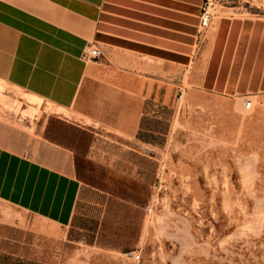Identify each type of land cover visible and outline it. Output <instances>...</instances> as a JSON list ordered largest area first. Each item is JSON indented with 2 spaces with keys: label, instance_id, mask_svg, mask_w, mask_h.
Masks as SVG:
<instances>
[{
  "label": "rangeland",
  "instance_id": "obj_1",
  "mask_svg": "<svg viewBox=\"0 0 264 264\" xmlns=\"http://www.w3.org/2000/svg\"><path fill=\"white\" fill-rule=\"evenodd\" d=\"M208 1L203 40L224 16L264 25V0ZM196 46L188 69L157 74L170 99L145 107L154 132L141 133L132 150L110 134L67 128L66 113L0 82V143L29 155L46 138L75 151L85 186L72 226L86 231L65 236L0 205V264H264V93L202 89ZM134 253L138 261L126 257Z\"/></svg>",
  "mask_w": 264,
  "mask_h": 264
},
{
  "label": "crops",
  "instance_id": "obj_2",
  "mask_svg": "<svg viewBox=\"0 0 264 264\" xmlns=\"http://www.w3.org/2000/svg\"><path fill=\"white\" fill-rule=\"evenodd\" d=\"M201 5L0 0V82L66 113L61 121L67 128L110 134L132 150L141 133H153L140 130L150 123L145 107L170 99L171 88L157 74L188 69L196 45L202 89L228 97L264 93V25L224 16L203 40ZM89 48L101 58L89 59ZM27 151L0 143V205L61 228L65 236L71 229L86 233L72 226L81 217L85 186L76 176L75 151L46 138Z\"/></svg>",
  "mask_w": 264,
  "mask_h": 264
},
{
  "label": "built area",
  "instance_id": "obj_3",
  "mask_svg": "<svg viewBox=\"0 0 264 264\" xmlns=\"http://www.w3.org/2000/svg\"><path fill=\"white\" fill-rule=\"evenodd\" d=\"M213 8V2L206 0L202 7H201V12L199 16V27L205 28L209 25V22L211 20V13L210 11ZM87 57L93 61H96L101 58L102 54L97 48H89L87 49ZM251 107V102L250 101H245L244 102V109L248 110ZM135 254V255H134ZM134 254H127L126 257H130V259L134 261L139 260V255L134 253Z\"/></svg>",
  "mask_w": 264,
  "mask_h": 264
},
{
  "label": "bare ground",
  "instance_id": "obj_4",
  "mask_svg": "<svg viewBox=\"0 0 264 264\" xmlns=\"http://www.w3.org/2000/svg\"><path fill=\"white\" fill-rule=\"evenodd\" d=\"M150 64H151V63H150ZM148 65H149V63H148ZM145 67H148V66L145 65ZM1 82H2V81H1ZM17 94H18V93H17ZM21 95H22V94H21ZM18 96H19V95H18ZM22 96H23V95H22ZM27 97H28V96H27ZM0 98H1V86H0ZM28 100H30V101H32V102H34V101H37V102H38V101H39L38 99H36V98H34V97H31V98L28 99ZM30 101H29V102H30ZM27 102H28V101H27ZM35 104H36V103H35ZM37 104L39 105V103H37ZM5 106H6L7 109H11V108H12V105H11V104H7V102L5 103ZM18 106H19V104H16L14 108L17 110ZM34 110H35V108H34ZM36 112H37V111H35V113H36ZM87 123H88V122H87ZM87 123H86V124H87ZM228 237H229V236H228ZM184 247H185V246H184Z\"/></svg>",
  "mask_w": 264,
  "mask_h": 264
},
{
  "label": "trees",
  "instance_id": "obj_5",
  "mask_svg": "<svg viewBox=\"0 0 264 264\" xmlns=\"http://www.w3.org/2000/svg\"><path fill=\"white\" fill-rule=\"evenodd\" d=\"M140 130H147L149 132H154V130L151 127H148L147 129H144L143 123H141V125H140ZM82 222L85 223V224H90L92 226L93 231L96 230L97 224L95 222L87 221V220H84Z\"/></svg>",
  "mask_w": 264,
  "mask_h": 264
}]
</instances>
